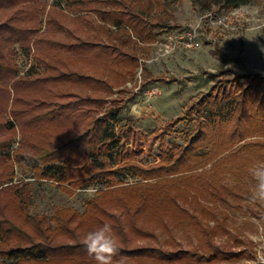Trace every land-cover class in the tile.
I'll list each match as a JSON object with an SVG mask.
<instances>
[{"label": "trees", "instance_id": "trees-1", "mask_svg": "<svg viewBox=\"0 0 264 264\" xmlns=\"http://www.w3.org/2000/svg\"><path fill=\"white\" fill-rule=\"evenodd\" d=\"M16 1L0 0V9L15 6ZM251 1L195 0L205 9L214 5L234 8ZM69 6L76 9L74 16L57 6L50 9L43 32L36 26L42 11L36 7L22 6L6 19L0 16V199L6 195L3 208L9 206V217L0 215V241L9 244L0 249V264H97L83 240L104 224L112 226L119 245L112 264L130 258L151 264L253 259L252 248L240 236L234 235L236 246L217 240L219 233L230 230L212 206L244 197L250 170L264 164V75L254 76L240 100L229 98L225 103L219 96L205 95L168 123L174 128L182 120L195 122L187 142H169L160 161L141 164L135 158L146 145L154 147L156 140L150 141L144 131L135 128L133 116L122 124V107L115 104L118 98L111 103L108 98L117 83L107 72H96L92 56L100 52L109 69L125 73L118 67L123 65L126 73L135 74L140 57L128 49V39L118 31L124 29L133 38V30L144 40L154 41L158 37L155 29L162 25L150 23L146 14L126 0H70ZM91 13L116 30L111 31ZM62 18L78 23L66 25ZM17 42L26 51L37 52L44 70L32 66L20 75L16 62L9 60L10 46ZM18 128L23 137L14 148ZM16 163L69 192L102 185L87 198L84 211L60 207L51 220L32 212L31 183L16 182ZM120 169L146 181L125 182ZM195 171L202 173L193 176ZM206 172L213 179L204 180L201 176ZM194 180L200 182L191 184L195 191L182 185ZM202 197L212 206L203 204ZM245 197L264 207L251 194ZM234 207L260 215L242 201ZM212 220L216 224L211 225ZM170 222L193 228L199 243L186 247L175 237L167 243H140L142 238H155L157 226L169 229Z\"/></svg>", "mask_w": 264, "mask_h": 264}, {"label": "rangeland", "instance_id": "rangeland-1", "mask_svg": "<svg viewBox=\"0 0 264 264\" xmlns=\"http://www.w3.org/2000/svg\"><path fill=\"white\" fill-rule=\"evenodd\" d=\"M126 1H130L134 5V9L140 11V14H146L150 23L155 22L162 25L155 29V32H158V37L154 41L144 40L133 30H131L133 38H130L124 29L118 31L122 37L128 39L126 45L128 49L140 57L141 66L135 74H130L126 73L125 66L120 65L119 69L125 72L120 74L108 68L107 59L100 52L95 55L93 53L92 57H94L93 62L97 66L94 68L96 72H107L110 78L117 83L115 93H111L108 98L110 103L113 98H118L115 104L122 107V124L129 121L128 116H133L134 119L131 121L135 128L144 131L150 141L156 140L154 147L150 148L149 145H146L135 158L141 164L151 165L161 160V152L165 150L164 148L169 142L186 143L189 133L196 127L195 122L182 120L172 128L168 125L170 121L185 114L188 108L207 94H211L212 98L219 96L225 103L229 98L240 100L248 86L255 81L254 76L257 73L264 75V50H262L264 49V0H252L250 3L234 8L214 5L212 8L206 9L195 0ZM69 2L70 0H17L15 6H7L8 8L6 7L4 10L0 9V16L6 19L10 14H16V11L22 6H27L29 9L36 7L35 9L42 10L39 14L40 23H36V26L40 28V32H43L48 27L47 16L50 9H55L57 6L74 16L76 9H72ZM44 11L45 13H43ZM92 15L100 23L106 22V25L112 28L111 31L116 30L117 27L114 25L107 21L103 22L101 16L95 13ZM71 21L64 20L66 25L73 23L77 25L78 23V20L73 18ZM149 26L153 25L149 24ZM189 35L194 36V46L186 45ZM170 36L174 41V48L167 53L165 43L170 42L168 39ZM10 49L9 60L12 59L16 62L20 69V75H24L32 66L44 70L45 65L38 62L35 50L26 51L19 42L12 44ZM122 88L125 90L120 91ZM84 90L92 92L89 88H84ZM9 117L11 118L10 114ZM22 137L23 132L18 128L14 148L19 146ZM164 139L166 143L163 141ZM207 168L211 169V164ZM120 172L121 179L125 182L146 181L140 177H133L122 169ZM197 173L201 174L202 172L195 171L193 176L194 174L197 176ZM206 173L203 174L205 177L201 176L204 180L213 179L210 172ZM15 175L16 182L28 181L31 183L32 212L45 214L51 220L60 207L74 206L84 211L88 198L84 194V189L92 187L96 194L97 189L102 185L99 182L69 192L63 185L53 180L37 178L35 170L23 167L18 163L15 165ZM201 177L199 176V178ZM186 183L182 182V185L193 190L191 184L200 182L194 180L189 185ZM254 185V179L251 175L248 176L249 190L243 191V194L245 196L252 195ZM5 196L2 195V199H0L2 202L0 215L4 213L3 215L9 217V206L6 209L3 208L4 202L7 201ZM245 196L242 198L231 197L229 203L219 202L215 206H212L207 198L202 197V203H210V206L215 207L220 218L225 220L230 230L228 234L219 233L217 240L236 246L238 242L234 235L240 236L246 241L245 246L252 248L251 251L254 255L253 259L213 261L209 264L264 263V207L260 203L246 199ZM241 201L244 205L250 204L256 208L260 215H249L234 207V204ZM189 202L188 200V205L194 209L195 206ZM222 211L228 212L229 217H224ZM202 218L205 223L208 222V217L204 214H202ZM214 224L216 221L212 220L211 225ZM174 237L181 240L186 247H193L200 240L199 234L190 226H179L170 222L169 229L157 226L156 237L142 238L140 243H167ZM8 246L9 244L0 241V249ZM122 264H151V262L141 263L139 259L130 258L124 259Z\"/></svg>", "mask_w": 264, "mask_h": 264}, {"label": "clouds", "instance_id": "clouds-1", "mask_svg": "<svg viewBox=\"0 0 264 264\" xmlns=\"http://www.w3.org/2000/svg\"><path fill=\"white\" fill-rule=\"evenodd\" d=\"M250 174L255 181L252 199L264 203V164L252 168ZM84 194L88 198H92L95 189L92 187L86 188ZM83 243L86 245L89 254L95 257L97 264H112L113 257L119 251L113 228L109 224H104L95 230L89 231L84 237Z\"/></svg>", "mask_w": 264, "mask_h": 264}, {"label": "built area", "instance_id": "built-area-1", "mask_svg": "<svg viewBox=\"0 0 264 264\" xmlns=\"http://www.w3.org/2000/svg\"><path fill=\"white\" fill-rule=\"evenodd\" d=\"M168 39H170V40H169L170 42H166V43H165V51H166L167 53L170 52V51H172L173 48H174V41H173V39L171 40V36H170ZM184 42H185V41H184ZM194 42H195V41H194V36H190V35H189V41L186 42V45H188V46H194V45H195ZM151 92H152V91H151ZM153 92H154V90H153Z\"/></svg>", "mask_w": 264, "mask_h": 264}, {"label": "crops", "instance_id": "crops-1", "mask_svg": "<svg viewBox=\"0 0 264 264\" xmlns=\"http://www.w3.org/2000/svg\"><path fill=\"white\" fill-rule=\"evenodd\" d=\"M37 58V57H36Z\"/></svg>", "mask_w": 264, "mask_h": 264}]
</instances>
